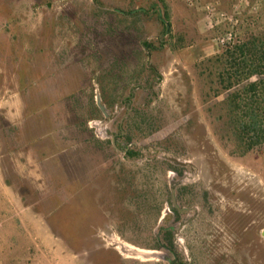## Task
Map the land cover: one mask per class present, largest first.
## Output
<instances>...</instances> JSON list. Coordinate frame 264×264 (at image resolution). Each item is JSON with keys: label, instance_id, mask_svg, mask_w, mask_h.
<instances>
[{"label": "rangeland", "instance_id": "rangeland-1", "mask_svg": "<svg viewBox=\"0 0 264 264\" xmlns=\"http://www.w3.org/2000/svg\"><path fill=\"white\" fill-rule=\"evenodd\" d=\"M163 1L167 31L162 0H0V232L21 229L2 239L35 260L264 264V145L230 153L208 112L224 95L205 98L196 68L264 0H202L231 17L213 28L184 0ZM207 41L215 53L202 54ZM131 93L136 121L121 132ZM171 181L180 206L198 209L183 228L195 211L174 210ZM168 228L177 254L156 246Z\"/></svg>", "mask_w": 264, "mask_h": 264}, {"label": "trees", "instance_id": "trees-1", "mask_svg": "<svg viewBox=\"0 0 264 264\" xmlns=\"http://www.w3.org/2000/svg\"><path fill=\"white\" fill-rule=\"evenodd\" d=\"M162 3V13H158V16L167 31L170 16L167 4L163 0ZM222 4H229V0H223ZM117 14L122 16L125 13L119 11ZM247 21L239 29L238 37L223 52L196 64L208 89L203 96L211 100L224 95L208 110L215 134L230 143L232 155L240 156L264 145V12L257 17H248ZM159 41L164 43L162 39ZM142 45L147 56L158 49L151 40L143 41ZM148 70L156 72L153 65ZM133 99L132 93L125 98L128 107L127 115L120 124L121 132L123 127L131 126L136 121L137 108L133 106ZM120 136L123 134L120 133ZM120 136L117 137V147L129 158L138 156V151L121 144ZM174 210L179 211L176 207ZM155 240L157 247H167L177 254L171 229L164 230L162 241L158 238ZM173 264L185 262L176 257Z\"/></svg>", "mask_w": 264, "mask_h": 264}, {"label": "crops", "instance_id": "crops-1", "mask_svg": "<svg viewBox=\"0 0 264 264\" xmlns=\"http://www.w3.org/2000/svg\"><path fill=\"white\" fill-rule=\"evenodd\" d=\"M208 43L209 41L202 43L203 47L201 48L200 51L204 55L215 53L213 44H208ZM13 216L15 217L16 215L14 214L12 215V217ZM0 218L3 219L1 216ZM10 219L12 220L14 218H10ZM0 224H1V221H0ZM21 236H22L21 229H18V230L13 229L11 230L10 234L0 232V264H48L46 259L35 260L30 255H27L30 252V248H25L23 246L11 244L9 243L8 240L3 241L5 237L11 239L13 237L16 238V237H21Z\"/></svg>", "mask_w": 264, "mask_h": 264}, {"label": "built area", "instance_id": "built-area-1", "mask_svg": "<svg viewBox=\"0 0 264 264\" xmlns=\"http://www.w3.org/2000/svg\"><path fill=\"white\" fill-rule=\"evenodd\" d=\"M185 3L190 7L197 10H200L204 13V21L208 28H213L224 21L230 20L231 17L228 16L225 12L217 9L218 6L214 2H206L203 3L202 0H184ZM236 34L232 32L228 33L223 37L217 38L218 48L221 49L223 47H227L230 43L235 39Z\"/></svg>", "mask_w": 264, "mask_h": 264}, {"label": "water", "instance_id": "water-1", "mask_svg": "<svg viewBox=\"0 0 264 264\" xmlns=\"http://www.w3.org/2000/svg\"><path fill=\"white\" fill-rule=\"evenodd\" d=\"M97 105L102 110L104 115L107 117L108 116L107 106L104 103H102V97H101L100 93H97ZM167 159L170 160L171 162H173L174 164L179 165V166L192 165V163L190 161H183V160H180L179 158L174 157V156H167ZM178 184H180V182L171 181V199H172L173 206L176 207L182 213L190 212L192 210L195 211V214L193 217H190L181 223L180 228H183L186 224L190 223L192 220H194L196 218L197 213H198V209L197 208H191V207L190 208H182L180 206V204L178 203L177 195H176V185H178ZM263 234H264V232H263Z\"/></svg>", "mask_w": 264, "mask_h": 264}]
</instances>
